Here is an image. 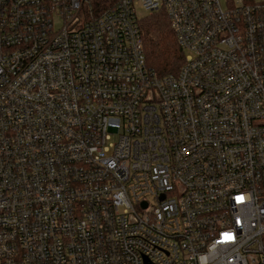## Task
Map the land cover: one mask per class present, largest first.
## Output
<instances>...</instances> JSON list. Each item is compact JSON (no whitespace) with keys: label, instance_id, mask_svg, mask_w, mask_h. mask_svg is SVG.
I'll return each mask as SVG.
<instances>
[{"label":"built area","instance_id":"1","mask_svg":"<svg viewBox=\"0 0 264 264\" xmlns=\"http://www.w3.org/2000/svg\"><path fill=\"white\" fill-rule=\"evenodd\" d=\"M102 1L0 0V264H264V3Z\"/></svg>","mask_w":264,"mask_h":264},{"label":"trees","instance_id":"2","mask_svg":"<svg viewBox=\"0 0 264 264\" xmlns=\"http://www.w3.org/2000/svg\"><path fill=\"white\" fill-rule=\"evenodd\" d=\"M108 0H103L107 4ZM148 65L160 78L179 73L185 54L177 43L165 11L148 15L140 20Z\"/></svg>","mask_w":264,"mask_h":264},{"label":"rangeland","instance_id":"3","mask_svg":"<svg viewBox=\"0 0 264 264\" xmlns=\"http://www.w3.org/2000/svg\"><path fill=\"white\" fill-rule=\"evenodd\" d=\"M220 1L223 3L224 6H226V1L227 0H220ZM239 1L240 0H234V2H239ZM248 1H251V2L256 3V4L264 3V0H248ZM136 10H137L138 16L141 17V19L146 17V16H148V15H150L149 12L144 11L139 4H137Z\"/></svg>","mask_w":264,"mask_h":264}]
</instances>
